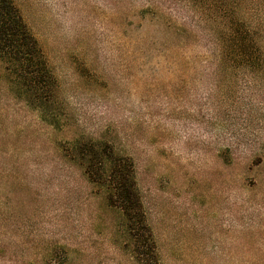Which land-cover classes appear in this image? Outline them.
<instances>
[{
    "label": "rangeland",
    "instance_id": "obj_1",
    "mask_svg": "<svg viewBox=\"0 0 264 264\" xmlns=\"http://www.w3.org/2000/svg\"><path fill=\"white\" fill-rule=\"evenodd\" d=\"M56 120L0 62V264H142L76 142L129 157L159 264H264V0H12ZM258 59L218 62L241 23Z\"/></svg>",
    "mask_w": 264,
    "mask_h": 264
},
{
    "label": "trees",
    "instance_id": "obj_2",
    "mask_svg": "<svg viewBox=\"0 0 264 264\" xmlns=\"http://www.w3.org/2000/svg\"><path fill=\"white\" fill-rule=\"evenodd\" d=\"M237 23H241L243 33L231 27L219 39L218 62H225L232 55L230 46L241 60L255 61L261 53L249 29L238 20ZM0 62L18 97L39 111L44 121L53 124L57 118V82L39 42L12 0H0ZM75 152L89 181L104 188L109 206L122 212L136 259L142 264H159L136 187L132 160L115 155L105 143L76 142Z\"/></svg>",
    "mask_w": 264,
    "mask_h": 264
}]
</instances>
